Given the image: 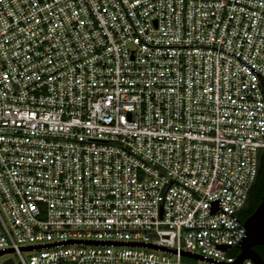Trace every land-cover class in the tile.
Segmentation results:
<instances>
[{
  "label": "built area",
  "instance_id": "2783aa9c",
  "mask_svg": "<svg viewBox=\"0 0 264 264\" xmlns=\"http://www.w3.org/2000/svg\"><path fill=\"white\" fill-rule=\"evenodd\" d=\"M263 148L264 0H0L2 264H230Z\"/></svg>",
  "mask_w": 264,
  "mask_h": 264
},
{
  "label": "water",
  "instance_id": "95a60500",
  "mask_svg": "<svg viewBox=\"0 0 264 264\" xmlns=\"http://www.w3.org/2000/svg\"><path fill=\"white\" fill-rule=\"evenodd\" d=\"M242 225L245 229V235L240 245L238 246L239 252L236 254L235 260L230 264H241V262L244 259H249L254 264H264V260L261 257V255L253 249L254 245L264 244V190L262 192L260 202L257 204L254 211L243 220ZM129 245H134V244L130 243ZM144 246L160 249L167 252H175L172 249L166 247H158L156 245L148 244ZM31 248H33V246H28L23 249H31ZM223 249H226V247H224ZM9 251H11V249H5L0 251V254ZM181 255L184 257L193 258L195 260H203L205 262H209L213 264H228V263L217 262L209 258H204L198 254H194L186 251H182ZM4 264H13V262L11 259H7L4 262Z\"/></svg>",
  "mask_w": 264,
  "mask_h": 264
},
{
  "label": "trees",
  "instance_id": "16d2710c",
  "mask_svg": "<svg viewBox=\"0 0 264 264\" xmlns=\"http://www.w3.org/2000/svg\"><path fill=\"white\" fill-rule=\"evenodd\" d=\"M264 189V148L261 150L258 156V168H257V175L254 181L253 186L251 187L249 194L256 190L258 193H261ZM258 253L264 260V245H260L258 248ZM229 254H235L236 249H230ZM184 260V259H183Z\"/></svg>",
  "mask_w": 264,
  "mask_h": 264
},
{
  "label": "flooded vegetation",
  "instance_id": "af4514ba",
  "mask_svg": "<svg viewBox=\"0 0 264 264\" xmlns=\"http://www.w3.org/2000/svg\"><path fill=\"white\" fill-rule=\"evenodd\" d=\"M262 192L258 193L256 190H253L250 194H248L247 201H246L242 211L239 214L242 220H244L247 216H249L254 211V209L256 208L257 204L261 200ZM260 245H264V244L254 245L253 249L258 252L257 248Z\"/></svg>",
  "mask_w": 264,
  "mask_h": 264
},
{
  "label": "rangeland",
  "instance_id": "374dc122",
  "mask_svg": "<svg viewBox=\"0 0 264 264\" xmlns=\"http://www.w3.org/2000/svg\"><path fill=\"white\" fill-rule=\"evenodd\" d=\"M261 150H262V149H261ZM261 150H260V152H261ZM9 256H11V255H2V256H0V264H2V261H3L5 258L9 257ZM183 259H184L185 261L190 262V263H194V262L196 261L195 259H193V258H189V257H183Z\"/></svg>",
  "mask_w": 264,
  "mask_h": 264
}]
</instances>
